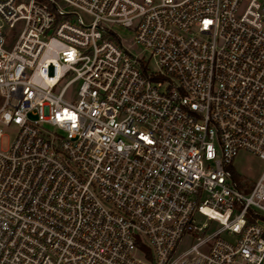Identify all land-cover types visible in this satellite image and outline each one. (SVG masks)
Returning a JSON list of instances; mask_svg holds the SVG:
<instances>
[{"label":"built area","instance_id":"1","mask_svg":"<svg viewBox=\"0 0 264 264\" xmlns=\"http://www.w3.org/2000/svg\"><path fill=\"white\" fill-rule=\"evenodd\" d=\"M11 125L0 264H264V0H0Z\"/></svg>","mask_w":264,"mask_h":264},{"label":"rangeland","instance_id":"2","mask_svg":"<svg viewBox=\"0 0 264 264\" xmlns=\"http://www.w3.org/2000/svg\"><path fill=\"white\" fill-rule=\"evenodd\" d=\"M83 17L86 16L83 14ZM113 29L116 31L118 35H120L123 43L129 47L134 53L138 55H144L145 58L148 60L150 57V54L148 51L144 50L143 47H141L139 44L135 42V31L132 28H124L120 25H114ZM151 66L153 67L152 60L150 61ZM76 85L71 86L67 91V98H72L74 92H75ZM16 125H11L9 127L3 128V137L0 142V147L2 149H7L14 137L16 132ZM233 168L234 170L240 175L241 180L243 183L245 182L246 188H251L255 181L260 176L261 172L264 169V161L260 159L257 155L247 151V150H240L237 154L236 158L233 162ZM212 226L215 228L219 225L216 222H211ZM222 237L226 239H230L233 237V235H228V233H223L221 235ZM196 239L191 236V234H186L183 236V238L180 240L177 248L176 253H181L183 250L190 247ZM134 255L137 258L144 259L143 254L140 251H136Z\"/></svg>","mask_w":264,"mask_h":264},{"label":"trees","instance_id":"3","mask_svg":"<svg viewBox=\"0 0 264 264\" xmlns=\"http://www.w3.org/2000/svg\"><path fill=\"white\" fill-rule=\"evenodd\" d=\"M233 170H234V168H233ZM234 171H235V170H234ZM235 173H236V171H235ZM236 176H237V177H240V175H239L238 173H236Z\"/></svg>","mask_w":264,"mask_h":264}]
</instances>
